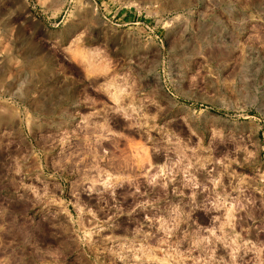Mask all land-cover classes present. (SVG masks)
<instances>
[{
    "label": "rangeland",
    "instance_id": "rangeland-1",
    "mask_svg": "<svg viewBox=\"0 0 264 264\" xmlns=\"http://www.w3.org/2000/svg\"><path fill=\"white\" fill-rule=\"evenodd\" d=\"M0 264H264V0H0Z\"/></svg>",
    "mask_w": 264,
    "mask_h": 264
}]
</instances>
